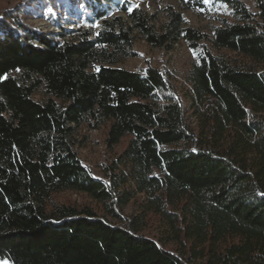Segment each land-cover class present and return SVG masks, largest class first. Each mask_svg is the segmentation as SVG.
<instances>
[{
	"label": "trees",
	"instance_id": "obj_1",
	"mask_svg": "<svg viewBox=\"0 0 264 264\" xmlns=\"http://www.w3.org/2000/svg\"><path fill=\"white\" fill-rule=\"evenodd\" d=\"M180 1L196 9L203 0ZM220 2L231 20L208 31L170 9L156 27L157 16L139 9L107 19L96 6L103 26L94 39L40 32L21 19L22 8L0 15L1 260L264 264V0ZM134 33L157 49L182 40L200 48L185 96L157 68L114 66L135 56ZM85 123L108 124L109 147L129 139V174L113 165L96 177L82 162L77 131ZM66 190L86 194L102 215L49 205ZM138 195L140 216L123 217ZM150 215L168 224V243L142 232ZM172 241L178 248H168Z\"/></svg>",
	"mask_w": 264,
	"mask_h": 264
},
{
	"label": "rangeland",
	"instance_id": "obj_2",
	"mask_svg": "<svg viewBox=\"0 0 264 264\" xmlns=\"http://www.w3.org/2000/svg\"><path fill=\"white\" fill-rule=\"evenodd\" d=\"M196 9H189L183 6L180 0H0V15L8 10L22 8L21 19L31 27L40 32L61 34L67 32L71 39L88 34L90 39L102 29V20L93 16L94 7H103L108 10L107 19H114L116 16L127 19L124 7L139 9L146 15L157 16V26L167 21L168 10L180 12L185 18V25L208 31L211 27L220 24L221 19L231 20V14L227 7L222 5L220 0L201 1ZM138 5V7H137ZM135 56L123 57L117 61L115 67L124 68L130 71H141L147 66L157 68L173 78L177 92L185 96L189 91L187 79L192 64L197 61L200 48H191L189 43L182 40L175 44L171 50L157 49L151 47L140 35L134 33ZM235 56V55H234ZM239 62L245 59L236 56ZM35 99H41L36 95ZM108 124L99 128L83 124L78 127V152L82 162L92 169L96 177H105L108 167L116 165L117 173L129 174L131 164L122 157L129 139L126 138L114 147L106 143ZM144 197L138 195L123 212V217L140 216L143 208ZM66 204L82 207L88 205L101 212L97 203L86 194L66 190L55 194L49 205ZM101 214V213H100ZM102 215V214H101ZM113 223L125 225L123 220H112ZM142 232L163 243H168L172 237L168 224L159 216L150 215L143 225ZM178 248L176 241L168 244V248ZM0 264H12L8 260H1Z\"/></svg>",
	"mask_w": 264,
	"mask_h": 264
},
{
	"label": "snow or ice",
	"instance_id": "obj_3",
	"mask_svg": "<svg viewBox=\"0 0 264 264\" xmlns=\"http://www.w3.org/2000/svg\"><path fill=\"white\" fill-rule=\"evenodd\" d=\"M205 2H208V0H205ZM137 7H138V5H137ZM130 11H131V9H130ZM97 71H99V69H97Z\"/></svg>",
	"mask_w": 264,
	"mask_h": 264
}]
</instances>
